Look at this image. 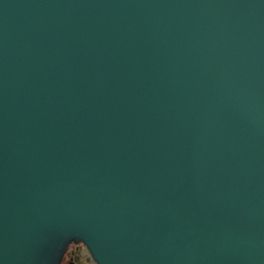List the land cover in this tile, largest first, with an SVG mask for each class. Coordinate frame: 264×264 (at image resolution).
I'll use <instances>...</instances> for the list:
<instances>
[{
	"label": "water",
	"instance_id": "obj_1",
	"mask_svg": "<svg viewBox=\"0 0 264 264\" xmlns=\"http://www.w3.org/2000/svg\"><path fill=\"white\" fill-rule=\"evenodd\" d=\"M264 264V0H0V264Z\"/></svg>",
	"mask_w": 264,
	"mask_h": 264
},
{
	"label": "flooded vegetation",
	"instance_id": "obj_2",
	"mask_svg": "<svg viewBox=\"0 0 264 264\" xmlns=\"http://www.w3.org/2000/svg\"><path fill=\"white\" fill-rule=\"evenodd\" d=\"M59 264H95V262L82 244L72 243L64 251Z\"/></svg>",
	"mask_w": 264,
	"mask_h": 264
}]
</instances>
